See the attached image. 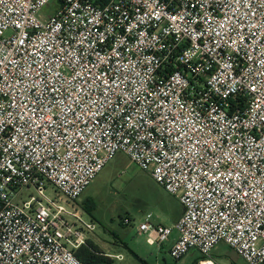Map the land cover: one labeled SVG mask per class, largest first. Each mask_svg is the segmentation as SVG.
Listing matches in <instances>:
<instances>
[{
    "label": "built area",
    "instance_id": "obj_1",
    "mask_svg": "<svg viewBox=\"0 0 264 264\" xmlns=\"http://www.w3.org/2000/svg\"><path fill=\"white\" fill-rule=\"evenodd\" d=\"M54 3L0 0V264H85L78 199L119 153L183 206L149 245L264 264V0Z\"/></svg>",
    "mask_w": 264,
    "mask_h": 264
},
{
    "label": "rangeland",
    "instance_id": "obj_2",
    "mask_svg": "<svg viewBox=\"0 0 264 264\" xmlns=\"http://www.w3.org/2000/svg\"><path fill=\"white\" fill-rule=\"evenodd\" d=\"M54 2L51 0L43 10L44 17L52 13ZM87 201L96 205L92 219L97 227L89 238L103 252L113 257L123 255L122 261L114 259L113 264H155L156 258L167 264H197L198 253L175 261L168 251V242L160 250L161 246L149 245L147 235L139 232L138 226L147 213L152 214L155 224H173L178 201L125 154H117L102 169L77 204L82 207ZM214 256L219 264H246L225 244L215 250Z\"/></svg>",
    "mask_w": 264,
    "mask_h": 264
},
{
    "label": "trees",
    "instance_id": "obj_3",
    "mask_svg": "<svg viewBox=\"0 0 264 264\" xmlns=\"http://www.w3.org/2000/svg\"><path fill=\"white\" fill-rule=\"evenodd\" d=\"M86 213L92 216L96 205L92 201H87L82 207ZM76 256L85 264H113V260L104 255V252L94 245L92 241H88L87 246H82L76 251Z\"/></svg>",
    "mask_w": 264,
    "mask_h": 264
},
{
    "label": "crops",
    "instance_id": "obj_4",
    "mask_svg": "<svg viewBox=\"0 0 264 264\" xmlns=\"http://www.w3.org/2000/svg\"><path fill=\"white\" fill-rule=\"evenodd\" d=\"M177 201H178V207H177V209H176V211H175V220H174L173 224H171V225H169V224H163V223H160V224H162V225H166V226H173V225L179 220V218H180L181 215L183 214V206L181 205V203H180V201L178 200V198H177ZM83 205H84V203H82V207H83ZM78 206H79V204H78ZM79 207H80V206H79ZM82 207H80V208L84 211L86 218L89 219V217H90V220L94 221V220L92 219V216H90L88 213H86V211H85ZM176 239H177V233H176V232H173V234L171 235L170 240L168 241V251L170 250L171 246L173 245V243L175 242ZM90 241H92V240L90 239ZM92 242H93V241H92ZM94 245H95V244H94ZM95 246H96V245H95ZM164 246H165V245L163 244V245L161 246L160 250H162ZM97 247H98V246H97ZM104 255H105V256H108V257H110L112 260H114V257H113L112 254H110V253H105V252H104ZM122 256H123V255H122ZM145 264H148V263L146 262ZM155 264H167V263L165 262V260H164V262H163V261H160L159 259L156 258V262H155Z\"/></svg>",
    "mask_w": 264,
    "mask_h": 264
}]
</instances>
